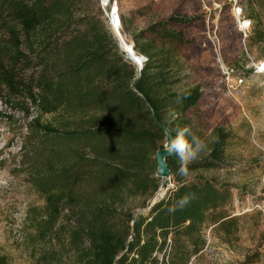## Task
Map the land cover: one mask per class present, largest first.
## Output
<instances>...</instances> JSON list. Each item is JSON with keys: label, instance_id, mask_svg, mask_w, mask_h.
<instances>
[{"label": "trees", "instance_id": "16d2710c", "mask_svg": "<svg viewBox=\"0 0 264 264\" xmlns=\"http://www.w3.org/2000/svg\"><path fill=\"white\" fill-rule=\"evenodd\" d=\"M102 17L100 0H0V89L31 119L23 168L44 199L26 212L37 232L31 242L60 240L73 227L60 252L32 251V259L59 264L71 250L77 264H193L209 246L213 208L233 199L229 186L200 174L187 179L171 154L174 187L149 213L136 212L161 186L156 155L167 136L159 123L173 136L187 126L207 144L189 172L225 168L230 133H208L197 115L200 85L180 88L189 76L182 50L191 41L175 27L192 18L173 14L132 32L133 19L122 17L134 51L148 58L136 82L141 96L132 87L136 67ZM186 195L192 199L180 208ZM0 264H10L7 254Z\"/></svg>", "mask_w": 264, "mask_h": 264}, {"label": "rangeland", "instance_id": "374dc122", "mask_svg": "<svg viewBox=\"0 0 264 264\" xmlns=\"http://www.w3.org/2000/svg\"><path fill=\"white\" fill-rule=\"evenodd\" d=\"M116 1L122 17L133 19L132 32L173 14L192 18L189 26L175 27L183 29L191 41L182 50L189 76L180 88L200 85L203 96L197 115L208 133L223 127L232 137L224 169L185 175L187 179L197 174L214 178L229 186L233 195L227 205L213 208L209 246L193 264H264V41L259 38L264 30L263 0ZM100 7L106 25L102 0ZM121 33L127 45L133 44L124 27ZM122 47L129 53L123 43ZM3 95L0 89V253L7 254L10 264H38L32 251L37 257L60 252L73 227H65L60 240L50 236L32 244L37 232L27 225L26 212L42 208L44 199L32 188L23 168L31 119L20 106L6 103ZM205 155L200 153L194 161ZM169 184L174 187L172 179ZM129 203L138 207L141 201ZM143 209L136 212L141 214ZM65 251L66 258L59 264H77V255Z\"/></svg>", "mask_w": 264, "mask_h": 264}, {"label": "water", "instance_id": "95a60500", "mask_svg": "<svg viewBox=\"0 0 264 264\" xmlns=\"http://www.w3.org/2000/svg\"><path fill=\"white\" fill-rule=\"evenodd\" d=\"M113 1L114 0H110V7H109V10L111 9V6L113 4ZM106 30L107 32L110 34V36L112 37V39L115 41L116 45L119 46L118 50L120 52V55L127 61L129 62L130 64H133L135 67H136V70H137V76L135 77V79L133 80L132 82V87L135 89V91L141 95L139 93V91L136 89V82L140 79V77L142 76V70H143V66H141V64L139 63V65L136 63L137 61H135V59H133V56L129 55L128 53H125L123 50H122V47L121 45L119 44L118 42V38H116L112 33H111V30H110V27L108 25V22L106 23ZM121 41H124L123 39ZM132 48L134 49L133 47V44H132ZM135 52V51H134ZM135 55L136 57L138 58V55L137 53L135 52ZM142 96V95H141ZM160 127L164 130L166 136H167V142L165 143L164 147L162 149H160L158 152H157V155H156V160H157V178H159L162 183H161V186L159 188V190L148 200L147 204H146V207L143 209L142 213L141 214H146V213H149L152 208H154L159 202H161L164 197L166 196L168 190H169V187H170V184H169V181L172 179V171L171 169L169 168L168 164H167V158L171 155L170 153H168L165 148H166V145L169 141V138H171V136H173V133L172 131L164 126L163 124L159 123ZM132 238V237H131Z\"/></svg>", "mask_w": 264, "mask_h": 264}, {"label": "clouds", "instance_id": "9594fccd", "mask_svg": "<svg viewBox=\"0 0 264 264\" xmlns=\"http://www.w3.org/2000/svg\"><path fill=\"white\" fill-rule=\"evenodd\" d=\"M145 59L147 58L145 57ZM189 136H191V139H189ZM165 150L179 159V174L188 175V165L194 161L200 153L207 150V144L200 137L192 135L191 129L185 126L183 128H178L176 130V135L169 138ZM191 199L192 197L187 195L182 197L178 202L179 207L183 208L190 203ZM168 210L174 212L176 208L172 207Z\"/></svg>", "mask_w": 264, "mask_h": 264}, {"label": "built area", "instance_id": "2783aa9c", "mask_svg": "<svg viewBox=\"0 0 264 264\" xmlns=\"http://www.w3.org/2000/svg\"><path fill=\"white\" fill-rule=\"evenodd\" d=\"M104 6H107V5L105 4L104 0H102V7L106 13V19H107L106 23L109 21L112 26L115 25L117 27H120L119 30H117V34H118V37L123 39L122 33H121V31L123 30L122 13L119 9L117 1L116 0L113 1V4L110 10H109L110 0L107 6L108 9H105ZM138 59H139V63L141 64V66L145 65V63L148 61V58L145 59L144 55H138Z\"/></svg>", "mask_w": 264, "mask_h": 264}, {"label": "bare ground", "instance_id": "6f19581e", "mask_svg": "<svg viewBox=\"0 0 264 264\" xmlns=\"http://www.w3.org/2000/svg\"><path fill=\"white\" fill-rule=\"evenodd\" d=\"M106 4V3H105ZM108 4H109V2H108ZM108 4H106L107 6H108ZM106 6V7H107ZM108 9V8H107ZM108 25H109V27H110V29L113 31V34L115 35V37L116 38H118L119 40H118V42H119V44L121 45V47H122V43L124 44V41H121L122 39L120 38V37H118V34H117V30H119V28L120 27H117V26H112L111 24H110V22L108 21ZM112 33V32H111ZM123 37V36H122ZM131 48V50L133 51V53L132 54H129V55H131V56H133V59H135V61H137L136 63L139 65V59L136 57V55H135V52H134V49L132 48V44L130 45V46H128V48ZM122 50H123V47H122ZM124 51V50H123Z\"/></svg>", "mask_w": 264, "mask_h": 264}]
</instances>
